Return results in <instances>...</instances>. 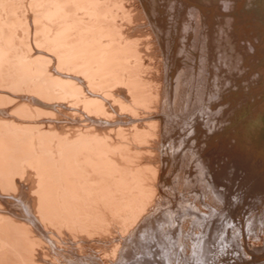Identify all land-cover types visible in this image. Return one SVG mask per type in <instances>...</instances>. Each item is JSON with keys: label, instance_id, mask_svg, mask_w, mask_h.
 Masks as SVG:
<instances>
[{"label": "rangeland", "instance_id": "rangeland-1", "mask_svg": "<svg viewBox=\"0 0 264 264\" xmlns=\"http://www.w3.org/2000/svg\"><path fill=\"white\" fill-rule=\"evenodd\" d=\"M92 1L67 5L93 25V75L83 29L66 45L47 0H0V264H264V40L240 27L264 0H178L176 18L158 0L152 21L148 0Z\"/></svg>", "mask_w": 264, "mask_h": 264}, {"label": "bare ground", "instance_id": "bare-ground-1", "mask_svg": "<svg viewBox=\"0 0 264 264\" xmlns=\"http://www.w3.org/2000/svg\"><path fill=\"white\" fill-rule=\"evenodd\" d=\"M31 1V0H30ZM35 1V0H34ZM75 1H77L76 3L78 4V3H81V2H78V0H73V2L75 3ZM83 1H85V4L87 5V0H83ZM157 1L158 0H148V6L146 7L145 6V8H143L144 9V11H145V13H146V15H147V17L148 18H150L149 20L150 21H152L153 19L155 20V18H157V15L159 14V13H161L160 11H158L157 10V7H158V3H157ZM165 1H167V0H165ZM164 1V2H165ZM192 2H194V1H196V0H191ZM202 1H205V0H202ZM207 1H209V0H207ZM206 1V2H207ZM232 1V0H231ZM238 1V0H237ZM47 2H48V7L46 8V16L47 17H49L48 15H51V16H58V17H60L63 21H62V24H61V27H59L58 29H60V30H58V29H56L58 32H63V30H64V35H65V38L63 39L64 41V43H65V41H66V39L68 38V36L66 35V30H69L71 27H75L76 26V28L77 27H79V28H81V29H83L82 31L83 32H81V31H79V32H75L76 34H77V37H76V39H78L79 40V43H80V47H81V50H82V54H84V53H86V58H85V61H84V59H83V61H82V63H81V66H82V68L84 69V68H86V71H87V74L88 73H92V72H95L97 69L96 68H103V67H105L106 66V64H105V66H104V61L102 60V59H100L95 53H94V51H95V49H94V47H93V37H92V34L90 35V33L92 32V31H90L91 30V27L93 26V25H91V24H85L84 26H82V27H80V25H82V24H80V22L79 21H81V19L79 20V16H77L76 14H75V12H73V6H72V8H70L71 6H69L68 7V0H47ZM72 2V3H73ZM89 2H90V0H89ZM89 2H88V6H89ZM91 2H92V5H93V2L94 1H92L91 0ZM181 2H182V0H181ZM221 2H222V6H223V8H227V9H230L231 7H233V8H235V10H236V7H234L233 5H231V3L230 2H228V0H221ZM36 3V2H35ZM83 3V2H82ZM180 2L178 1V0H172L171 1V3L170 4H168V11L167 12H170V13H172V17L171 18H176L177 17V15H180L181 14V12H182V10H180L181 9V7L179 6L180 4H182V3H180ZM31 4V3H30ZM77 4H75L76 6H77ZM84 3L82 4L83 6H85V7H87L86 5H85ZM96 4V3H95ZM95 4L93 5V6H95ZM146 4H147V2H146ZM186 4V3H185ZM192 4V3H191ZM70 5V4H69ZM74 5V6H75ZM80 6H81V4H79ZM75 6V7H76ZM79 6V7H80ZM195 6V5H194ZM192 6V7H189V9H188V13H189V15H191L193 18H195L196 20H197V23L199 24V23H201V25H205V26H208V27H210V17H211V13L210 14H206L205 12H204V10L205 9H208L207 7L206 8H204L205 7V5L203 6V7H201V6ZM208 6V5H207ZM38 7V6H37ZM79 7H77V8H79ZM82 7V6H81ZM92 7V6H91ZM96 7V6H95ZM144 7V6H143ZM182 7H183V5H182ZM213 7V6H212ZM237 7H238V5H237ZM87 8H89V7H87ZM94 8V7H93ZM186 8V7H185ZM71 9H73V10H71ZM76 9V8H75ZM82 9V8H81ZM96 9V8H95ZM93 11V10H92ZM92 11H91V13H92ZM87 12H89V9H88V11ZM97 12V11H96ZM211 12V11H210ZM99 13V12H98ZM165 13H166V11H165ZM244 13V12H243ZM243 13H238V12H234V13H230L224 20H222V21H224V24H223V30L222 31H224L225 29L227 30L228 29V26L230 25V23H232L233 21H244L246 18L248 19V21H247V23H249V26L247 27V28H245L243 25L244 24H240V27L242 28V29H244L245 31H244V34L245 35H249L248 34V31H251V34H255V35H257L258 36V38H260V40H264V35H260V33H262L260 30V25H259V22H260V24H261V22L262 23H264V11H261V10H259V14H255V12L253 13V12H250V11H248V14H246V18H243L242 17V15H244ZM257 13V12H256ZM100 14V13H99ZM98 15V14H97ZM99 16V15H98ZM153 16V17H152ZM47 17H45V18H47ZM44 18V17H43ZM151 18H152V20H151ZM160 18V17H159ZM32 20V19H31ZM60 19H57V21H59ZM158 20V19H157ZM162 20V19H161ZM56 21V20H55ZM54 22V21H53ZM154 22V21H153ZM172 22V21H171ZM175 22V21H174ZM246 22V21H245ZM223 23V22H222ZM1 24H2V22H1ZM181 24V23H180ZM262 25H264V24H262ZM3 26V25H2ZM169 26H170V24H169ZM183 29H185V30H187L189 27H191V23L189 24V22H187V23H184L183 25ZM173 27L174 28H176V23H173ZM49 29V28H48ZM51 29H52V27H51ZM90 29V30H89ZM172 29V28H171ZM171 29L169 30V31H171ZM210 30V29H209ZM44 31V30H43ZM57 32V35H59V33ZM56 33V32H55ZM81 33H84V34H81ZM89 33V35H85V34H88ZM98 33V32H97ZM46 34V33H45ZM71 34V33H70ZM226 34V33H225ZM64 35H62L63 37H64ZM234 35V34H233ZM96 36V35H95ZM230 37L229 38H231V34L229 35ZM235 36V35H234ZM207 40H205V53H206V57L208 58L209 56H208V52H209V50H210V38H209V35L207 34ZM211 37V36H210ZM225 37V36H224ZM62 38V37H61ZM98 38V37H97ZM76 39H70L71 41H74L75 42V40ZM7 40H9V39H7ZM98 40V39H97ZM211 40H212V38H211ZM223 40H224V38H223ZM227 40V39H226ZM226 40H225V42H226ZM58 41V40H57ZM95 41H96V39H95ZM61 42V41H60ZM60 42H58V43H60ZM77 42V41H76ZM98 42V41H97ZM223 42V41H222ZM57 43V44H58ZM8 44V43H7ZM56 44V45H57ZM66 44V43H65ZM55 44H54V46H56ZM62 45V44H61ZM67 45V44H66ZM65 45V46H66ZM97 46H99L98 45V43H97ZM103 46V45H102ZM107 46V45H106ZM51 47H53L52 45H51ZM105 47V46H104ZM63 48V47H62ZM100 48V47H99ZM67 49V48H66ZM72 47H70V48H68L67 49V51H65V52H63L62 54L61 53H59V56H58V59L60 60V62L62 63V64H64V66H67V67H72L73 65H75V66H80V62H79V65L78 64H76L75 63V58H74V56L71 54L72 53ZM74 49V48H73ZM81 50H79V51H81ZM8 51V50H7ZM78 50H77V52H79ZM49 52V51H48ZM62 52V51H61ZM5 53L6 52H3V49L1 50V48H0V64H2L3 63V61L4 60H6V55H5ZM50 54V53H49ZM38 55V54H37ZM40 56V55H39ZM73 56V57H72ZM101 56V55H100ZM38 57V56H37ZM114 57V56H113ZM18 58V57H17ZM35 58V57H34ZM44 58V57H43ZM98 58L100 59V61L102 60V62H99V60H98ZM104 58H105V56H104ZM15 59V58H14ZM21 59V58H20ZM95 60H97L98 62L96 63V64H98L97 66L98 67H96L95 69L94 68H91L90 66L91 65H89V63L91 62V61H95ZM6 61H8V60H6ZM57 61V60H56ZM2 62V63H1ZM13 63V62H12ZM19 63H20V60H19ZM59 63V62H58ZM95 63V62H94ZM94 63H93V65H94ZM28 64V63H27ZM84 64V65H83ZM242 64V63H241ZM4 65V64H3ZM16 65V64H15ZM23 65V64H22ZM37 65V64H36ZM8 66V65H7ZM21 66V65H20ZM25 66H26V64H25ZM39 66V65H38ZM1 67H3L2 65H1ZM0 67V68H1ZM9 67V66H8ZM11 67V66H10ZM19 67V66H18ZM27 67V66H26ZM36 67V66H35ZM43 68H44V66H42ZM63 67V66H62ZM4 68V67H3ZM7 68V67H6ZM56 68V67H55ZM108 68V67H107ZM23 69H24V67H23ZM41 69V68H40ZM44 69H46V68H44ZM65 69V68H64ZM68 69V68H67ZM82 69V70H83ZM92 69H94V70H92ZM0 70H2V69H0ZM38 70V69H37ZM59 70H61V69H59ZM58 70V71H59ZM71 70V69H70ZM105 70H106V68H105ZM44 71V70H43ZM80 71V70H79ZM2 72V71H1ZM0 72V73H1ZM6 72V71H5ZM27 72V71H26ZM48 72V71H47ZM47 72H46V74H47ZM62 72V71H61ZM67 72V71H66ZM96 72H98V71H96ZM49 73V72H48ZM73 73V72H72ZM101 73V72H100ZM109 73V72H108ZM2 74V73H1ZM27 74V73H26ZM30 74V73H29ZM34 74H35V72H34ZM42 74V73H41ZM89 74V75H90ZM98 74V73H97ZM102 74V73H101ZM19 75V74H18ZM17 75V76H18ZM24 75V74H23ZM45 75V74H44ZM91 75H93V74H91ZM99 75V74H98ZM4 76V75H3ZM8 76V75H7ZM27 76H29V75H27ZM39 76V75H38ZM43 78H44V76L43 75H41ZM41 76H39V77H41ZM88 76V75H87ZM101 76V75H100ZM103 76V75H102ZM20 77H21V75H20ZM26 77V76H25ZM57 77V76H56ZM92 77V76H91ZM180 77V76H179ZM2 78V77H1ZM22 78V77H21ZM24 78V77H23ZM181 78V77H180ZM7 79V78H6ZM5 79V80H6ZM15 79V78H14ZM38 79H40V78H38ZM42 79V78H41ZM41 79L40 80H38V81H41ZM53 80H54V78H52ZM56 79H58V77L56 78ZM43 80H45V78L43 79ZM218 80H220V79H218ZM21 81V80H20ZM58 81V80H57ZM57 81H55V82H57ZM66 81V80H65ZM69 80H67V82H68ZM179 81H180V79H179ZM206 81V80H205ZM2 82V81H1ZM8 82V81H7ZM35 82H37V81H35ZM51 82V81H50ZM66 82V83H67ZM100 82V81H99ZM16 83H18V82H16ZM62 84H63V82H61ZM65 83V82H64ZM71 83H72V81H71ZM180 84H181V82H179ZM45 82H40V84H38V91H40V92H43V95H44V92L46 91L45 90ZM69 84V83H68ZM73 84V83H72ZM11 85V84H10ZM35 85H36V83H35ZM50 85V84H49ZM48 85V86H49ZM65 85H67V84H65ZM92 85V84H91ZM72 86V87H71ZM70 86V90H72V88H73V85H71ZM76 86V85H75ZM74 86V87H75ZM78 86V85H77ZM180 86V85H179ZM209 86V85H208ZM208 86H207V89H208ZM53 87V86H52ZM69 87V86H68ZM206 87V86H205ZM47 88H49V87H47ZM77 88H79V87H77ZM36 89V88H35ZM53 89V88H52ZM66 89H68V88H66ZM74 89V88H73ZM76 89V88H75ZM75 89H74V91H75ZM179 89H181V88H179ZM183 89V88H182ZM48 90V89H47ZM78 90V89H77ZM16 91H18V90H16ZM53 91V90H52ZM49 92H51L50 90L49 91H47V93H46V95L45 96H47V94L49 93ZM71 92V91H70ZM69 93V92H68ZM5 95V94H4ZM181 95H182V93H181ZM40 96V95H39ZM50 96V95H49ZM52 96V95H51ZM89 97V96H88ZM88 97H87V99H88ZM38 98V97H37ZM181 98V97H180ZM3 99V98H2ZM204 99V98H203ZM47 100H48V97H47ZM46 100V101H47ZM92 101H93V99H91ZM90 99H89V101L90 102H92ZM12 101V100H11ZM44 101H45V99H44ZM88 101V100H87ZM95 101V100H94ZM93 101V102H94ZM13 102V101H12ZM39 102V101H38ZM198 102H200V101H197L196 103L198 104ZM43 103V102H42ZM89 103V102H88ZM21 104V103H20ZM23 104V103H22ZM197 104H195L196 106H197ZM179 104H178V102H177V105H176V107L178 106ZM200 105V104H199ZM20 106V105H19ZM180 106H182V105H180ZM194 106V105H193ZM88 107V106H87ZM23 108V107H22ZM25 108H26V105H25ZM38 108V107H37ZM181 108V107H180ZM194 108V107H193ZM192 108V109H193ZM196 108V107H195ZM21 109V108H20ZM18 110H19V108H18ZM23 110V109H22ZM45 110V109H44ZM19 112V111H18ZM47 112V111H46ZM20 113V112H19ZM212 115V114H211ZM189 127V126H188ZM258 129V128H257ZM253 138H255V137H253ZM18 139V138H17ZM195 140V139H194ZM170 141V140H169ZM18 143V142H17ZM174 144V143H173ZM172 145V144H171ZM174 146V145H173ZM193 151V150H192ZM191 163V162H190ZM201 164V163H200ZM183 166V165H182ZM200 166H202V164L200 165ZM199 166V168H201ZM173 168V167H172ZM180 173V172H179ZM178 173V174H179ZM181 175V174H180ZM0 177H2V173H0ZM121 180V179H120ZM176 182V181H175ZM191 182V181H190ZM177 183L178 184H180L181 185V187H186L187 185H188V183H189V180L184 176V175H182L181 177H179L178 178V180H177ZM7 185V184H6ZM177 185V184H176ZM176 187V186H175ZM201 187L203 188L202 190H204V192H206L207 193V197L214 203V205H219L220 203V201H222L221 200V198L219 197V195L218 194H216V193H212L211 191H210V189H212V187L211 186H208V183H207V181L204 183V182H202L201 183ZM141 189V188H140ZM162 191V190H161ZM213 191V190H212ZM122 198V197H121ZM151 198V197H150ZM162 199H163V197H161V195L159 194V196H158V198L156 199L157 200V202L159 203H162L163 201H162ZM170 199V198H169ZM217 199V200H216ZM47 200V199H46ZM162 202H161V201ZM165 200V199H164ZM127 201V200H126ZM166 201V200H165ZM169 201H171V200H169ZM159 203V205H161ZM164 203V202H163ZM166 204V203H165ZM145 206V205H144ZM123 207H125V206H123ZM127 207H128V205H127ZM134 207V206H133ZM215 207V206H214ZM132 209V208H131ZM40 210V209H39ZM125 210V209H124ZM153 210V209H152ZM133 211V210H132ZM142 214V213H141ZM30 215V214H29ZM255 216H256V214H255ZM167 217H168V214H167ZM256 218V217H255ZM252 219V218H251ZM173 220V219H172ZM254 223V222H253ZM133 225V224H132ZM201 225H203L202 223H201ZM199 226V225H198ZM201 227H203V226H201ZM205 227V226H204ZM183 228V227H182ZM234 230V229H233ZM204 231V230H203ZM202 232V231H201ZM238 232V231H237ZM132 233V232H131ZM234 233V232H233ZM240 234V233H239ZM241 234H242V232H241ZM235 237V236H234ZM210 238H212L211 236H210ZM237 239H239V238H237ZM242 239V238H241ZM240 240V239H239ZM238 240V241H239ZM208 241L210 242V239L208 240V238H207V241H206V244H203V242L201 243L200 242V244H199V242H198V244H199V246L198 247H202V245H203V247L206 249L207 248V246H208ZM235 241V240H234ZM195 242V241H194ZM198 244H195V245H198ZM197 247V246H196ZM203 247H202V250L204 251V249H203ZM193 248V247H192ZM197 249V248H196ZM201 249V248H200ZM201 250V251H202ZM196 251H198V249L196 250ZM200 251V250H199ZM198 251V252H199ZM201 253V252H200ZM199 254V253H198ZM201 255V254H200Z\"/></svg>", "mask_w": 264, "mask_h": 264}]
</instances>
